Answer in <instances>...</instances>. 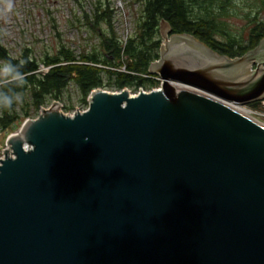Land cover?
<instances>
[{
    "label": "water",
    "instance_id": "1",
    "mask_svg": "<svg viewBox=\"0 0 264 264\" xmlns=\"http://www.w3.org/2000/svg\"><path fill=\"white\" fill-rule=\"evenodd\" d=\"M160 35L159 89L55 101L7 139L0 264H264V125L235 108L264 100V38L230 58Z\"/></svg>",
    "mask_w": 264,
    "mask_h": 264
},
{
    "label": "trees",
    "instance_id": "2",
    "mask_svg": "<svg viewBox=\"0 0 264 264\" xmlns=\"http://www.w3.org/2000/svg\"><path fill=\"white\" fill-rule=\"evenodd\" d=\"M254 1L257 7L245 16L248 24L237 32L228 22V11L237 5L235 0H133L131 7L139 4L140 9L134 12L133 32L124 41L114 26L111 1L97 0L91 16H75L76 22H71L74 27L86 26L93 32L83 40L79 55L61 43L56 52H45L40 58L33 57L27 48L19 58L12 57L0 35V60L23 62L22 70L29 73L23 88L17 89L20 101L12 109L0 110V134L36 118L53 101L66 100L65 109L71 111L77 103L88 107V98L96 89L154 87L155 83L145 76L160 57L162 21L170 25L173 34L192 35L220 55L242 57L264 38V0ZM94 39L97 42L86 43ZM42 65L49 68L48 72L41 71ZM254 105L259 107L261 101Z\"/></svg>",
    "mask_w": 264,
    "mask_h": 264
},
{
    "label": "rangeland",
    "instance_id": "3",
    "mask_svg": "<svg viewBox=\"0 0 264 264\" xmlns=\"http://www.w3.org/2000/svg\"><path fill=\"white\" fill-rule=\"evenodd\" d=\"M110 1L115 12L119 11L121 13V17H118V14L115 15L114 26L118 34L125 41L133 32V14L139 11L140 6L139 4H135L131 7V1L133 0ZM96 2L97 0H15L16 14L11 16L7 25H4L0 21V26H4L8 30L7 36L1 35L2 43L10 51L11 56L16 58H19L23 54L25 48L32 51L33 57L40 58L45 52H56L57 47L61 43L67 44L68 48L79 55L82 52L83 40L93 36V32L86 26H83L81 29L74 27L71 25V22H76L75 16L83 19V14L85 13L91 16L94 11V3ZM235 3H237L236 8H230V11H228L231 13L228 22L233 26L234 31L240 32L248 24L245 18L246 14L250 10H254L257 7V3L254 0H235ZM81 23L84 22L81 20ZM101 28L102 30H106L105 25H101ZM166 32L167 29H165ZM161 40L163 43L162 36ZM93 42H97V39L86 41V43L90 44ZM47 68L42 65L41 71L46 73L49 70ZM153 88L147 87L143 91L150 92ZM124 89L129 90L133 96L141 92L140 87ZM105 91L120 92L112 88L105 89ZM73 96L76 101L77 96L75 94ZM53 102L45 108L50 107ZM59 103L61 104V112L68 115H72L77 111L83 112L88 108L84 104L77 103L74 110L67 111L65 109L66 100ZM257 106L252 103L242 107L245 108L249 116L264 123V102L261 101V105ZM23 124L24 122L21 125ZM21 125L14 131L0 134V158L4 157L3 152L6 149L7 139L18 132L22 127Z\"/></svg>",
    "mask_w": 264,
    "mask_h": 264
},
{
    "label": "clouds",
    "instance_id": "4",
    "mask_svg": "<svg viewBox=\"0 0 264 264\" xmlns=\"http://www.w3.org/2000/svg\"><path fill=\"white\" fill-rule=\"evenodd\" d=\"M16 14L15 0H0V21L7 25L11 16ZM0 35L7 36L8 30L0 26ZM23 62L13 63L10 59L0 60V110L12 109L21 99V93L17 89L23 88L26 83L27 75L23 70ZM88 139L87 137L85 138ZM17 142L21 145L24 153L34 151V147L29 142V136L25 133ZM10 159L15 162L16 155ZM4 164L0 163V168ZM2 174V173H0Z\"/></svg>",
    "mask_w": 264,
    "mask_h": 264
},
{
    "label": "built area",
    "instance_id": "5",
    "mask_svg": "<svg viewBox=\"0 0 264 264\" xmlns=\"http://www.w3.org/2000/svg\"><path fill=\"white\" fill-rule=\"evenodd\" d=\"M116 12H117V13H116ZM116 12H115V15L118 14V17H121V13H120L119 11H116ZM119 19H122V18H119ZM128 35H129V33H128ZM127 39H128V38H127ZM127 39H125V41H126ZM48 69H49V68H47V70H48ZM124 71H125V69H124ZM145 78L150 79L151 81H153V82L155 83V86H154V88H153L152 90L159 89L162 80H161V78H160L158 75H155V76H152V75H146ZM143 89H144V88H141V91H143ZM263 102H264V101H263ZM237 107H238V106H237ZM241 107H242V106H241Z\"/></svg>",
    "mask_w": 264,
    "mask_h": 264
},
{
    "label": "bare ground",
    "instance_id": "6",
    "mask_svg": "<svg viewBox=\"0 0 264 264\" xmlns=\"http://www.w3.org/2000/svg\"><path fill=\"white\" fill-rule=\"evenodd\" d=\"M179 88H183V86H178ZM188 90H191V89H188ZM233 107H235L234 105H232ZM239 112H241V113H243V114H245V115H247V116H249L247 113H246V110H245V108L244 107H241V106H238V107H235ZM251 117V116H250ZM251 118H253V117H251ZM254 119V118H253ZM256 120V119H255ZM256 121H258V120H256ZM259 123H261L262 125H264V123H262V122H260V121H258Z\"/></svg>",
    "mask_w": 264,
    "mask_h": 264
}]
</instances>
